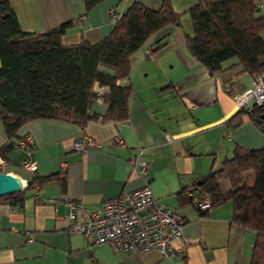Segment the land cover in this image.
Listing matches in <instances>:
<instances>
[{
  "label": "crops",
  "instance_id": "crops-1",
  "mask_svg": "<svg viewBox=\"0 0 264 264\" xmlns=\"http://www.w3.org/2000/svg\"><path fill=\"white\" fill-rule=\"evenodd\" d=\"M135 2L156 10L162 0H102L88 13L83 0H9L25 32L41 34L70 23L61 38L65 45L105 38ZM193 4L171 0L181 27L153 35L130 57L129 78L120 82L131 88L125 119H103L108 106L98 98L91 105L93 117L83 125L38 120L20 128L0 160L25 187L34 180L42 199L35 202L34 188L21 196L19 208L16 199L0 198V264H253L256 234L232 222L231 203L201 210L188 197L236 149L264 146L260 127L235 105L249 88L250 74L231 60L227 70L210 75L188 53L185 35L192 34L188 10ZM258 15L264 16V0ZM260 37L264 42V30ZM161 39L165 45L153 52ZM7 141L0 122V146ZM132 158L148 164L144 174L134 169ZM23 161L36 169L22 171ZM144 186L182 218L187 241L174 242L182 255L116 253L71 231L68 203H82L92 213ZM80 222L77 215L74 224Z\"/></svg>",
  "mask_w": 264,
  "mask_h": 264
},
{
  "label": "trees",
  "instance_id": "trees-1",
  "mask_svg": "<svg viewBox=\"0 0 264 264\" xmlns=\"http://www.w3.org/2000/svg\"><path fill=\"white\" fill-rule=\"evenodd\" d=\"M101 1L83 0L85 13ZM192 1L188 10L192 34L185 35L190 56L210 75L227 70L226 63L235 60L233 66L264 81L260 37L264 16L258 15L259 0ZM69 25L41 34L25 32L9 0H0V122L8 140L0 146V158L13 148L12 140L25 124L63 120L83 125L93 117L91 105L98 98L108 106L103 119H125L131 88L120 82L129 78L130 57L153 35L182 24L171 0H162L156 10L133 3L115 20L112 32L95 43L63 44ZM163 40L153 52L165 45ZM262 113L264 103L245 114L255 121ZM257 126L264 133L261 122ZM34 186L30 179L23 190L3 198L16 199L17 204ZM192 193L196 199L188 197L195 205L204 200L209 208L231 203L232 222L256 234L253 264L264 262V146L236 149Z\"/></svg>",
  "mask_w": 264,
  "mask_h": 264
},
{
  "label": "built area",
  "instance_id": "built-area-1",
  "mask_svg": "<svg viewBox=\"0 0 264 264\" xmlns=\"http://www.w3.org/2000/svg\"><path fill=\"white\" fill-rule=\"evenodd\" d=\"M264 103V81L259 75H253L249 88L236 97L235 105L238 111L252 112L254 106ZM264 129V119L261 120ZM26 142H30L27 138ZM116 142L121 144L120 138ZM92 144V142H90ZM74 149L83 152L80 143L74 144ZM134 169L142 175L148 169L146 162L131 159ZM20 169L32 173L35 163L23 161ZM0 172H5L4 162L0 160ZM25 187L24 183H21ZM188 196L194 197L193 193ZM35 202L41 201L39 190L34 188ZM68 219L72 222L71 231L80 234L89 242L96 245H109L116 253L141 254L148 250H156L163 258L182 255V248H176L174 242L181 240L186 243L183 232V220L180 215L157 203L149 187L144 186L132 192L121 193L118 197L103 203L100 210L88 213L82 203H68ZM198 208H209V202L204 200L197 204ZM16 208L20 204L15 205ZM77 215L81 222L74 224Z\"/></svg>",
  "mask_w": 264,
  "mask_h": 264
},
{
  "label": "water",
  "instance_id": "water-1",
  "mask_svg": "<svg viewBox=\"0 0 264 264\" xmlns=\"http://www.w3.org/2000/svg\"><path fill=\"white\" fill-rule=\"evenodd\" d=\"M264 119V113H262L255 122L258 124ZM24 189L20 180L15 175L9 172H0V198L14 195Z\"/></svg>",
  "mask_w": 264,
  "mask_h": 264
},
{
  "label": "rangeland",
  "instance_id": "rangeland-1",
  "mask_svg": "<svg viewBox=\"0 0 264 264\" xmlns=\"http://www.w3.org/2000/svg\"><path fill=\"white\" fill-rule=\"evenodd\" d=\"M246 179H247V177H246ZM247 181V180H246ZM249 181V180H248Z\"/></svg>",
  "mask_w": 264,
  "mask_h": 264
}]
</instances>
